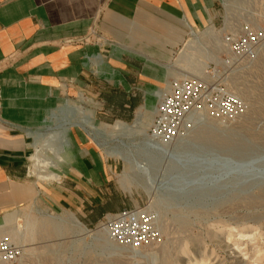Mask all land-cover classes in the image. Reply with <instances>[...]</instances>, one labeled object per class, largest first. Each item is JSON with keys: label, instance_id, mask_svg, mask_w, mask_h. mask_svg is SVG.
Wrapping results in <instances>:
<instances>
[{"label": "rangeland", "instance_id": "374dc122", "mask_svg": "<svg viewBox=\"0 0 264 264\" xmlns=\"http://www.w3.org/2000/svg\"><path fill=\"white\" fill-rule=\"evenodd\" d=\"M227 20L264 27V0L226 6L216 28L195 29L162 59L94 29L86 35L113 69L93 56L92 71L120 88L127 85L121 75L132 77L139 107L121 118L112 112L110 123L99 124L104 104L81 94L69 100L61 94L66 87L59 89L60 106L49 112L32 157L41 181L36 199L0 214L8 217L0 234L10 236L20 255L0 264H264V43L256 57L227 64L226 52L211 44L212 36L225 35ZM200 82L210 90L198 96L215 106L157 131L162 102L176 87ZM230 100L235 108L221 105ZM81 144L97 163L75 191L84 208L54 196L63 181L78 177L71 170L84 153ZM59 146L67 151L63 158ZM125 210L149 221L151 239L142 249L121 247L107 232V218Z\"/></svg>", "mask_w": 264, "mask_h": 264}, {"label": "crops", "instance_id": "0c3cea01", "mask_svg": "<svg viewBox=\"0 0 264 264\" xmlns=\"http://www.w3.org/2000/svg\"><path fill=\"white\" fill-rule=\"evenodd\" d=\"M236 1L0 0V214L36 199L32 192L37 196L41 181L33 174L39 169L32 157L49 112L60 106V88L66 87L61 94L69 100L81 94L104 104L99 124L110 123L112 112L121 118L139 107L132 77L120 74L127 83L120 88L92 71L93 56L104 70L111 68L86 42L91 30L119 45L146 47L150 58L162 59L169 48L188 43L195 29L216 28L226 6ZM78 151L84 153L71 170L78 177L63 181L54 196L60 204L84 208L75 191L90 181L97 163L85 144Z\"/></svg>", "mask_w": 264, "mask_h": 264}, {"label": "built area", "instance_id": "2783aa9c", "mask_svg": "<svg viewBox=\"0 0 264 264\" xmlns=\"http://www.w3.org/2000/svg\"><path fill=\"white\" fill-rule=\"evenodd\" d=\"M227 32L221 40L212 36V46L226 52L225 62L228 64L232 59H251L258 55L264 43V27H256L249 20L242 21L239 26L227 20L225 23ZM210 90L207 83H198L188 87H176L173 95L167 97L161 104V114L158 122V130H168L170 125L174 126V120L191 112H199L203 107H213L216 102L202 100L198 93ZM212 91V88H211ZM185 94V98L175 96L176 93ZM235 108L233 100L221 102V105ZM104 224L111 239L119 246L142 249L150 243L151 230L149 221L132 211H123L116 215H110ZM20 255V249L13 245L10 236L6 233L0 234V259L15 260Z\"/></svg>", "mask_w": 264, "mask_h": 264}, {"label": "bare ground", "instance_id": "6f19581e", "mask_svg": "<svg viewBox=\"0 0 264 264\" xmlns=\"http://www.w3.org/2000/svg\"><path fill=\"white\" fill-rule=\"evenodd\" d=\"M148 70V69H147ZM61 140V141H60ZM59 143L60 144H57V145H60L61 146V148H62V143L64 142V137H62L61 136V139H59ZM60 146H59V148H60ZM57 149L58 150V152L60 153V155H61V157L63 158V156H65L66 154H67V151L65 150V149ZM52 179L53 180H57L58 179V176H52ZM6 219H8V217L6 216L5 217V219H0V226H1V224H2V222L3 221H5ZM73 221H74V223L77 225V226H79V227H81V223L77 220V219H75V218H73ZM84 230V229H83Z\"/></svg>", "mask_w": 264, "mask_h": 264}]
</instances>
